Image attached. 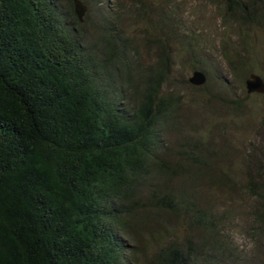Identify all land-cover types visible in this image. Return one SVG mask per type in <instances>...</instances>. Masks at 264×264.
<instances>
[{"label":"trees","instance_id":"16d2710c","mask_svg":"<svg viewBox=\"0 0 264 264\" xmlns=\"http://www.w3.org/2000/svg\"><path fill=\"white\" fill-rule=\"evenodd\" d=\"M66 1L0 0V264H264V139L247 155L246 188L258 203L249 215L254 248L243 254L224 233L230 209L219 211L211 193L238 185L221 169L233 147L189 129L187 88L216 98L214 80L231 91L222 100L241 110L217 59L193 45L170 0L158 1L154 16L149 0H129L135 9L101 3L94 42ZM211 1L220 26L236 29L219 52L245 87L262 72L264 0ZM135 15L149 24L155 65L144 64L121 27ZM177 41L189 68L205 72L204 85L174 75ZM151 244L162 245L149 255Z\"/></svg>","mask_w":264,"mask_h":264},{"label":"rangeland","instance_id":"374dc122","mask_svg":"<svg viewBox=\"0 0 264 264\" xmlns=\"http://www.w3.org/2000/svg\"><path fill=\"white\" fill-rule=\"evenodd\" d=\"M84 2V0H82ZM100 1V2H99ZM150 7L146 9L148 16H154L153 6L158 4L160 0H149ZM159 1V2H158ZM63 3H67L66 0H62ZM105 4L110 7H116L115 5L123 4L125 9H135L138 4L133 1H122V0H88V3H84L87 6V12L84 16V25L86 30L91 32L89 36L90 41L98 40V31L96 28L97 21L100 20L98 11V5ZM172 7H176L179 16L183 18V22L186 24V30L188 35L194 36V46L200 43V47L208 48V51L217 59L219 67L222 68L223 73L232 80L233 95L238 96V102L241 110H234L225 103L222 98L230 95V90H225L218 84V82L211 80L208 84V88L211 93L216 95L214 98L211 94L203 91L201 95H191L194 92L191 88H187L183 91L184 101L188 102V98L191 97L192 101H189L193 114L194 120L193 125H189V129L196 131L200 135L197 139L204 141L205 134L211 139L212 143L221 142V139H226L228 145L233 147L231 160L229 163H221V169L236 174L237 187L234 191H225L221 193V190H212L211 193L215 192L221 200L218 210L221 208L230 209L231 217L234 220H227L225 224L227 227L224 233L227 235L228 241L241 250L243 254H250L253 251L255 239H254V228H252V218L250 210L257 205V199L253 194L250 193L249 189L246 188L247 175L246 174V161L247 155L251 148L255 144H261L264 139L258 132L259 129H264V94L260 93H246L243 80L236 77L228 72L227 62L222 58L219 49L221 37L232 36L235 38L234 32L236 29L226 30L220 26L221 21L217 17L218 8L211 0H170ZM123 6H120L122 8ZM121 11V9L119 10ZM146 15V14H145ZM144 18V19H143ZM142 19L138 18L137 15L133 16L132 19H127L121 25L125 33L131 37L133 43L139 47V53L143 58L144 64L155 65L157 58V47L146 43L144 38L147 33L145 29L148 27V22L145 17ZM235 28V27H234ZM150 30V29H149ZM152 32V35L155 32ZM153 37V36H152ZM198 39V40H197ZM256 48L260 52L258 58V68L262 67V72L259 73L256 69L254 70L258 74H263L264 78V47L262 46V37L259 34V38L256 41ZM171 56L174 59V75L180 80L181 77L186 79L191 76L192 71L189 66L191 64L188 54L185 52L183 44L180 42L173 43V53ZM206 66L211 73L216 74L210 66ZM261 69V68H260ZM260 71V70H259ZM183 75V76H182ZM171 80V82H176ZM179 84V83H178ZM180 86V85H179ZM165 89H172V84L165 86ZM225 90V92H223ZM195 95V92H194ZM188 128L184 129L185 133H192ZM175 132L170 135H174ZM205 138V140L207 139ZM208 142V140H206ZM214 147V144L212 148ZM215 149V147H214ZM216 150V149H215ZM218 151V150H217ZM224 204H227L224 205ZM220 208V209H219ZM229 219V218H228ZM171 236L165 235L163 242H168ZM164 244V243H162ZM162 244H151L148 250L149 255L154 254L156 248ZM144 256V255H143ZM143 264L146 262V258L142 257Z\"/></svg>","mask_w":264,"mask_h":264},{"label":"water","instance_id":"95a60500","mask_svg":"<svg viewBox=\"0 0 264 264\" xmlns=\"http://www.w3.org/2000/svg\"><path fill=\"white\" fill-rule=\"evenodd\" d=\"M74 2V11L80 21L84 20V16L87 12V6L82 0H73ZM189 83L195 86H202L207 81V76L204 71L201 69H195L192 71L190 77H188ZM245 88L246 93H260L264 94V78L256 73L251 72L248 77L245 79Z\"/></svg>","mask_w":264,"mask_h":264}]
</instances>
